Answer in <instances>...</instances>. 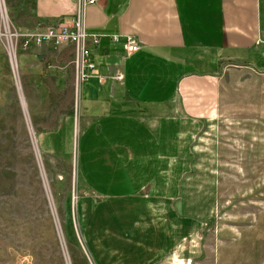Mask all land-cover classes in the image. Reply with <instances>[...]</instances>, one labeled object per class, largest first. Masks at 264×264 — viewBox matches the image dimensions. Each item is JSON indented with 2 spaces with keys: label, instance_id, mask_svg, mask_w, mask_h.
<instances>
[{
  "label": "crops",
  "instance_id": "crops-1",
  "mask_svg": "<svg viewBox=\"0 0 264 264\" xmlns=\"http://www.w3.org/2000/svg\"><path fill=\"white\" fill-rule=\"evenodd\" d=\"M32 2L33 30L23 32L79 17L89 35L96 68L81 67V112L41 144L77 151L97 264H203L204 197L194 188L216 170L204 157L216 155L223 71L264 69V0ZM130 35L140 44L131 54Z\"/></svg>",
  "mask_w": 264,
  "mask_h": 264
},
{
  "label": "rangeland",
  "instance_id": "rangeland-1",
  "mask_svg": "<svg viewBox=\"0 0 264 264\" xmlns=\"http://www.w3.org/2000/svg\"><path fill=\"white\" fill-rule=\"evenodd\" d=\"M33 23L32 0H0V264H97L81 221L92 194L77 151L41 144L81 112L79 53L55 40L24 47L19 33ZM219 109L216 155L204 157L216 170L194 188L204 197L197 255L203 264H264V69L223 71Z\"/></svg>",
  "mask_w": 264,
  "mask_h": 264
},
{
  "label": "built area",
  "instance_id": "built-area-1",
  "mask_svg": "<svg viewBox=\"0 0 264 264\" xmlns=\"http://www.w3.org/2000/svg\"><path fill=\"white\" fill-rule=\"evenodd\" d=\"M81 4H94L98 0H78ZM20 38L23 40L24 47H28L31 44L39 45L41 43L49 41H59V42H73L76 44L78 50V64L81 67H86L91 71L96 68L95 63L91 60V49L89 48L87 41L89 35L82 22V20L77 17L71 23H62L57 27H51L48 31H27L19 33ZM126 50L129 54L139 50L140 44L135 39L134 36L130 35L127 37V42L125 44ZM82 76L84 79L88 77V74L82 70ZM117 79H123L122 74H117Z\"/></svg>",
  "mask_w": 264,
  "mask_h": 264
}]
</instances>
